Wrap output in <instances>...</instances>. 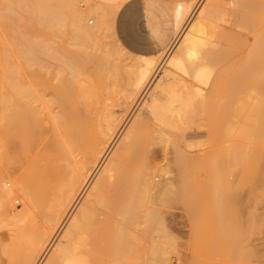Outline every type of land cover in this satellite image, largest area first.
Masks as SVG:
<instances>
[{
	"label": "rangeland",
	"instance_id": "374dc122",
	"mask_svg": "<svg viewBox=\"0 0 264 264\" xmlns=\"http://www.w3.org/2000/svg\"><path fill=\"white\" fill-rule=\"evenodd\" d=\"M56 1L58 6L63 4L61 0ZM73 1L78 3L84 0ZM86 1L93 6L100 4V1L108 3L103 7L106 10L111 6L109 3L117 0ZM193 2L182 24L187 20L188 23H195L203 19V43L195 48V55L186 61L189 75L182 77L170 73L168 78L169 83L181 87L179 93L185 97L195 94L196 101L183 111L184 114H180L183 115L178 120L176 117L179 115L175 113V117L169 110L171 96L161 94L157 82L152 85V93H158L157 102L162 103L159 112L165 116V123L159 126L151 120H143L131 134L125 161L135 167L131 169L132 173L130 169L123 168L125 174L128 171L130 174L129 186L127 174L124 181L129 189L123 187L126 185L121 180L125 174H120V179L116 173V182L126 190L120 189L116 182L114 184L118 190L114 186L110 190L108 186L104 188V191H108L100 195L95 206L108 216L104 213L101 216L103 221H93L96 226L91 225V229L89 225L93 223L87 224L88 234L84 233L90 238H87L88 242L96 252L91 263L144 264L150 260L151 264H264V0ZM8 4V0H0V58L3 55L7 57L6 62L0 59V72L5 65L19 62L18 47L11 36L21 28L19 20L17 22L18 14L13 12V5L10 7ZM86 5L77 4L79 12H85ZM88 15L81 13V25L96 27V18ZM89 18L92 24L87 22ZM70 31L76 32V29L72 26ZM71 39L69 44L70 41L75 42V39ZM93 42L102 48L106 46L105 49L113 47L107 31H99ZM69 48L85 50L86 45H70ZM181 54L180 46L172 55ZM161 60L159 57L158 63ZM47 62L51 73L55 72L58 63L51 62V59ZM203 65L211 68L209 70L212 73L209 82L199 85L200 88L193 75ZM109 71L100 77L102 85L98 84V90H95L100 97L110 101L115 92L120 91L123 72L118 67L110 68ZM51 73L45 77L51 78L54 84L57 80L54 77L52 79ZM86 78L85 73H82L74 82L77 79L84 85ZM93 81L96 82L95 79ZM99 86H104L103 92ZM219 86L221 92L217 93L216 88ZM46 88L38 90L41 97L35 94L39 98L44 95V99L54 100L57 93ZM117 93L115 95L119 96ZM116 96L118 102L119 97ZM81 100L78 103L84 104ZM83 104H80L81 107ZM172 105L178 106V103ZM121 115L128 117L129 111ZM168 116L174 118L169 117L168 120ZM1 132L0 144L4 137ZM190 132L200 133L199 138L185 141V136ZM181 152H184L182 156ZM15 154L13 151L9 155L0 151V264H24L42 232L50 227L57 199L54 194L60 189L42 175L40 157L32 159V155L27 158L26 155L17 157ZM165 154L166 162L163 158ZM141 162H150L153 168L159 169L158 178L166 180V183L173 182L174 189L168 194L159 195L156 190L146 189L144 183L135 186L137 180L141 182L136 178L137 175L134 176L135 168L144 171L148 165ZM130 182L136 187L135 192L132 186L133 190L130 189ZM53 185H56L55 189ZM22 187H28L31 202H25L23 192L19 191ZM122 192L131 197H127L129 202L133 200L135 206L131 203L134 207L132 216L135 219H130L135 222L128 221L130 213L125 216L127 221L123 218V211L129 209L131 212L132 207H129V202L124 207L123 202H119L126 197L121 196ZM114 198L115 204L121 203L119 210L122 217L120 215L119 218L123 222L119 235H115L116 240L112 237L110 225V218L114 216V206L110 205H114ZM65 225H62L59 234ZM164 233L168 239L162 252L159 244Z\"/></svg>",
	"mask_w": 264,
	"mask_h": 264
},
{
	"label": "bare ground",
	"instance_id": "6f19581e",
	"mask_svg": "<svg viewBox=\"0 0 264 264\" xmlns=\"http://www.w3.org/2000/svg\"><path fill=\"white\" fill-rule=\"evenodd\" d=\"M85 1L75 3L73 0H61L63 4L58 6L56 0H8V5L10 7L13 5V12L18 14L17 22L19 20L21 29L18 32L14 31V34L11 31L13 34L11 37L18 47L16 51L19 62L13 65H5L6 67L0 72V131H3L1 134L4 133L0 151L2 154L8 155L13 151L17 157L20 155H26L27 158L32 155V159L40 157L42 175L48 182H53L60 187L59 191L57 190L58 193L54 194L57 199L50 227L42 232L24 264H94L91 262L94 261L96 252L88 242L90 238L86 236L88 234L86 228L87 224L89 225L93 221H103L101 216L105 212L103 213L96 208L97 200L103 192L108 191H104L107 186L109 190L113 186L114 188L117 187L114 184L118 181L115 179L116 173L119 178L121 177L120 174H125L127 169H130L129 171L132 173L131 169L135 166L133 164L129 166L125 160L128 158L126 155H128L127 149L130 147L129 139L135 131V127L143 123V120H151L159 126L165 123V116L159 112L162 103L157 102L156 95L158 93H152V85L157 82L159 92L171 96L169 100L172 102L169 105V110L172 114L177 113L176 115H179L177 117L175 115L176 118H181L184 114L183 111L193 106L197 98L195 94L188 97L180 94L181 87L169 83L170 79L168 78L170 73H176L182 77L188 76L189 68L186 61L195 55V48L203 43L205 34L203 19L195 23H188L187 20L186 23L182 24L194 3L193 1L177 6L175 9L178 18L177 33L171 44L161 54L153 57L133 55L124 50L118 43L113 30L118 4L109 3L111 6L105 10L103 7L108 3L100 1V4L96 3L93 6L87 1L85 3ZM77 4H87L85 12H79ZM81 13H88V17L94 16L97 22L96 27L82 26L80 23ZM87 22L92 24L93 21L89 18ZM72 26L76 32H74L75 30L70 31ZM99 31H103V33L107 31L112 41V49H105L106 46L104 48L96 46L93 42ZM100 35L103 36V34ZM71 37L75 39V42L70 41L71 44H69V40H72ZM76 44H84L86 49L69 48L70 45L76 46ZM180 46L182 54L173 56L172 54ZM159 57L162 59L160 61L162 64L158 63ZM0 59L2 62L7 61L5 55L1 56ZM48 59L58 63L55 72L52 71L51 73L49 70ZM115 67L123 72V76L121 75L123 79H120L122 82L119 86L120 91L114 89L115 94L119 92L120 95L116 96L111 92L114 94V98L112 97L109 101L99 96L97 88L98 84L102 85L99 82L100 77L106 74L110 68L114 69ZM209 69L203 65L197 68L195 72L193 71L194 75L191 74L198 82V86L206 85L209 82L212 73ZM49 72L52 74H50L52 79L54 77L55 81L57 80L56 83H51L53 80L45 77ZM82 73L87 76L84 85L77 79L74 82V79ZM94 79L96 82L93 81ZM46 87L51 88L48 91L54 90L57 93L55 96L56 93L52 92L55 96L54 100L49 98L46 100L44 95L42 98L37 97L38 90H43ZM100 87L101 92H103L104 86ZM199 87L201 88V86ZM216 89L217 93L221 92L220 86ZM106 90L105 92H107ZM218 90L220 91L218 92ZM107 96L109 97L108 94ZM115 96L116 98L119 97L118 102ZM2 97L4 100H1ZM145 97L151 99L146 100ZM79 99L84 101V104L79 102L83 104L82 107L78 103ZM174 103H178V106L172 105ZM56 109L57 111H55ZM124 111L126 113L129 111L128 117L124 118L125 115H121L124 114ZM181 113L183 114L180 116ZM170 116H168V120ZM172 117L174 118V116ZM130 121L131 124L129 125ZM46 124L49 126L47 125V127ZM48 133L49 136H47ZM199 136L200 133L198 132H190L185 136V141L191 142L192 139L195 140ZM183 153L181 152L180 156ZM166 157L165 154L163 157L165 162ZM162 162L164 161L162 160ZM140 164L148 165H145L144 171H138L139 169L135 168L137 173L134 171V176L137 175L136 178L141 181L137 180L139 183L136 181L135 186L137 184L142 186L144 183L146 189L156 190L159 195L168 194L167 192L174 189L173 182L168 181L166 183V180L161 181L158 178L159 169L153 168L150 162H141ZM128 172L126 173L127 176ZM126 174L124 179H120L123 180V183L127 179L129 186L130 174L128 177ZM138 175L141 177L139 178ZM136 178H134V182ZM119 184L118 187L120 188ZM124 184L126 185V182ZM56 185H53L54 189ZM135 186L131 185L130 182V189L134 192ZM138 186L140 187V185ZM123 187L129 189L127 185ZM114 188L113 191L116 192L118 189L115 188V190ZM19 191L23 192L24 195L22 193L21 195L26 199L25 202H31L28 187H22ZM123 193L125 192L120 193L121 196H126L127 193L125 195ZM127 197L131 198L127 195L126 200H124L125 198L119 200V202H123V207L125 203L129 202ZM115 198L113 201L116 200ZM119 202L115 204L114 201V205L109 204L114 206V216L110 218L114 239L117 238L115 235H119L120 225L123 224L119 218L121 215L119 210L121 203L119 204ZM131 203L133 200L128 203L129 207L134 205ZM133 208L130 209L132 213L128 211L129 209L123 211L126 214L122 213L125 220V216L130 213L131 215L129 218L127 216V219L128 221L132 220L131 222L134 221ZM158 213L161 212L158 211ZM17 216L15 215V217ZM106 216L108 215L106 214ZM65 221L66 223H64ZM131 222L130 224H133ZM63 224L67 225L59 234ZM95 224H90L89 228L96 226ZM91 225L92 227H90ZM57 233L59 235L56 237ZM165 233L161 236V241L159 240L162 243L159 244L161 249L158 248V250L160 249L162 252L166 246L165 241L168 239ZM108 236L110 235L108 234ZM149 261L147 260V263L144 264H151Z\"/></svg>",
	"mask_w": 264,
	"mask_h": 264
},
{
	"label": "crops",
	"instance_id": "0c3cea01",
	"mask_svg": "<svg viewBox=\"0 0 264 264\" xmlns=\"http://www.w3.org/2000/svg\"><path fill=\"white\" fill-rule=\"evenodd\" d=\"M193 0H117L113 30L120 46L137 56L161 54L178 27L177 6Z\"/></svg>",
	"mask_w": 264,
	"mask_h": 264
}]
</instances>
